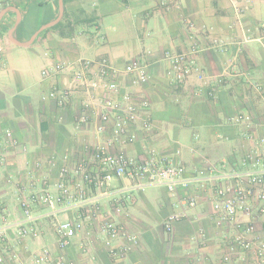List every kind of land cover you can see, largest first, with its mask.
I'll list each match as a JSON object with an SVG mask.
<instances>
[{"label": "crops", "instance_id": "obj_1", "mask_svg": "<svg viewBox=\"0 0 264 264\" xmlns=\"http://www.w3.org/2000/svg\"><path fill=\"white\" fill-rule=\"evenodd\" d=\"M163 1L0 0V14L7 10L0 21V198L10 219L22 217V197L43 188L56 194L63 167H74L90 145L108 136L97 133L103 109L90 95L76 91L66 108L48 98L55 88L74 87L72 72L43 78L42 71L58 62L107 58L119 71L122 93L148 102L142 112L150 117L152 132L144 131L142 120L134 126L137 140L124 148L132 158L144 160L155 152L189 170L220 163L233 167L250 143L247 128L232 125L230 119L251 115V132L264 135V40H255L257 27L264 23V0L252 4L240 19L231 0H172L169 11L162 8ZM248 35L254 41L241 43ZM214 42L223 48L212 49ZM193 47L208 80L201 96L195 94L201 85L196 74L187 85H175L167 75L166 53H190ZM141 56L150 81L132 87L125 68ZM253 83L263 87L262 96ZM212 88L214 98L209 97ZM135 198L115 217L137 238L122 241L128 250L120 259L110 256L100 220L64 251L57 247L52 221L44 223L42 238L27 246L33 253L51 247L56 261L64 256L66 264H223L228 229L216 226L206 196L191 209L178 207L179 195L164 188L139 192ZM102 202L101 217L112 215V204ZM176 212L186 217L167 232L165 223ZM74 218L68 212L57 221ZM21 250L32 264L30 254ZM228 264L261 262L247 254L233 256Z\"/></svg>", "mask_w": 264, "mask_h": 264}, {"label": "built area", "instance_id": "obj_2", "mask_svg": "<svg viewBox=\"0 0 264 264\" xmlns=\"http://www.w3.org/2000/svg\"><path fill=\"white\" fill-rule=\"evenodd\" d=\"M263 0H231L235 16L240 19L254 3ZM172 0H164L162 8L169 11ZM177 2V1H176ZM256 41L264 40V23L257 27ZM254 41L246 36L241 43ZM223 43L214 42L212 49H222ZM198 48L190 53L167 52L169 64L167 75L175 85H187L196 74L201 82L195 94L201 96L208 80L195 60ZM72 72L74 87L68 90L53 89L48 98L66 108L76 91L90 95L102 106L101 124L97 133L108 135L103 142L90 145L86 155L74 167L65 166L56 184V194L43 188L40 192L21 199L22 217L10 219L7 206L0 198V264H29L21 249L30 254L32 264H66L64 256L56 261L51 247L44 246L33 253L28 241L43 236L44 223L53 222L54 236L60 251L68 249L79 233L100 220L99 232L110 256L120 259L127 253L122 241L136 242L115 219L125 209L126 203H134L135 195L151 188H164L171 195H179L177 206L185 209L197 207L204 196L213 209L215 224L228 229L227 250L222 263H230L233 256L254 254L264 264V135L251 132L254 119L251 115L238 114L230 119L232 125L246 127L245 138L250 143L247 153L238 165L228 167L225 163L208 164L203 169L189 170L182 162L155 152L139 160L130 157L124 148L137 140L133 128L142 120V128L152 132L150 117L142 110L149 104L131 92H123L118 82L119 71L109 59L98 61L82 59L77 63L58 62L42 71L43 78ZM132 77V87L149 83L148 65L144 56L135 58L125 68ZM258 95H263L259 83L251 84ZM104 97L100 98L98 93ZM209 97H215L212 88ZM118 184H114V183ZM103 200L112 204V215L101 217L105 209ZM74 212L75 218L57 221L61 214ZM186 217L183 212L172 214L165 223V230L172 232L173 225ZM119 244V245H118ZM83 252H87L82 246Z\"/></svg>", "mask_w": 264, "mask_h": 264}, {"label": "water", "instance_id": "obj_3", "mask_svg": "<svg viewBox=\"0 0 264 264\" xmlns=\"http://www.w3.org/2000/svg\"><path fill=\"white\" fill-rule=\"evenodd\" d=\"M6 12H7V10H4V11L1 12V14H0V21L2 20L3 16L6 14ZM54 24H55V23H54ZM36 37H37V35H35V36L33 37V40H35Z\"/></svg>", "mask_w": 264, "mask_h": 264}]
</instances>
